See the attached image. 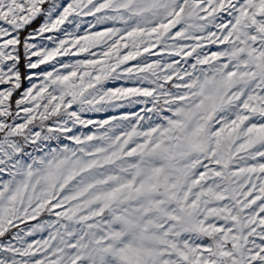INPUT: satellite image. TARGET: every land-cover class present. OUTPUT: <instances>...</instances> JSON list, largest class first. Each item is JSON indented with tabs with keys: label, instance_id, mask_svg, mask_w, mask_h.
I'll list each match as a JSON object with an SVG mask.
<instances>
[{
	"label": "snow or ice",
	"instance_id": "1",
	"mask_svg": "<svg viewBox=\"0 0 264 264\" xmlns=\"http://www.w3.org/2000/svg\"><path fill=\"white\" fill-rule=\"evenodd\" d=\"M0 264H264V0H0Z\"/></svg>",
	"mask_w": 264,
	"mask_h": 264
}]
</instances>
